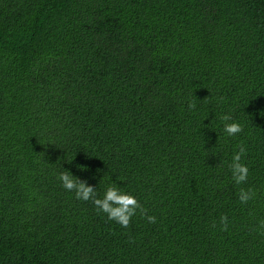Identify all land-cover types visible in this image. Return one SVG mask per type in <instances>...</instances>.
I'll list each match as a JSON object with an SVG mask.
<instances>
[{"label":"trees","instance_id":"trees-1","mask_svg":"<svg viewBox=\"0 0 264 264\" xmlns=\"http://www.w3.org/2000/svg\"><path fill=\"white\" fill-rule=\"evenodd\" d=\"M64 170L156 223L108 220ZM260 220L264 0H0V264H264Z\"/></svg>","mask_w":264,"mask_h":264},{"label":"clouds","instance_id":"clouds-1","mask_svg":"<svg viewBox=\"0 0 264 264\" xmlns=\"http://www.w3.org/2000/svg\"><path fill=\"white\" fill-rule=\"evenodd\" d=\"M189 110L196 108L194 101L188 104ZM224 122V132L228 136H236L243 131V126L239 122L232 121L231 114H225L220 117ZM239 150L236 151L232 157V163L229 165L232 180L237 185L247 182L249 175V168L242 162V157L247 155V147L241 141L236 146ZM57 179L61 181L62 187L69 192H74L78 200L92 201L97 213H104L107 219L115 221L122 228H129L132 218L139 213L141 218L146 219L149 223L155 224L156 217L148 215V210L140 203V201L131 193L122 191L118 185L110 184L103 195V198H98L97 191L94 187L88 185L87 181H81L79 178L74 177L71 172L64 170ZM257 196L256 190L253 188H240L238 191V200L242 204H247L250 200L255 199ZM220 230L227 231L229 226V219L226 215H222L219 220ZM213 227L216 226L213 222ZM260 235H264V220H260L258 228ZM134 242V241H133Z\"/></svg>","mask_w":264,"mask_h":264}]
</instances>
